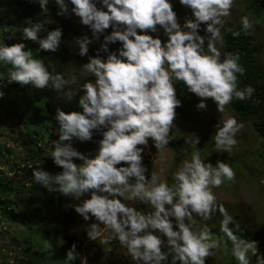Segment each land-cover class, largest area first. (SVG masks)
Wrapping results in <instances>:
<instances>
[{
    "label": "clouds",
    "instance_id": "9594fccd",
    "mask_svg": "<svg viewBox=\"0 0 264 264\" xmlns=\"http://www.w3.org/2000/svg\"><path fill=\"white\" fill-rule=\"evenodd\" d=\"M37 2L42 12L49 11V0ZM233 2L179 0L182 6L191 10V18L181 24L171 0H55L59 9L57 15L70 11L80 18L81 24L91 29L93 38L99 39L109 28L112 31L104 35V42L95 56H87L91 36L76 39L75 34L78 49L72 44L66 46L67 68L71 61L68 48L73 47L77 60L78 50L80 56L88 57L87 63L86 57L83 62H78L85 63L83 69L95 79L79 85V91L83 93L78 99L80 111L65 112L56 108L54 119L59 125L58 139L53 141L50 155L62 171L56 167L57 173L53 175L32 164L26 166L33 170L35 182L48 191L78 200L74 209L70 207L73 213L75 210L85 221L95 219L96 222L87 229L90 239L96 240L102 231H110L127 249L135 264H164L169 256L171 264H205V258L213 254L211 250L220 247L222 238L207 224L201 225L197 217L207 221L217 211L222 216L220 232L231 241L232 256L238 264H250L249 253L256 257L255 264H264V255L258 254V242L234 234L229 225H238L223 204L217 203L212 191L225 180L235 181V172L228 163L217 160L213 165L201 158L199 150L194 151L172 174L171 184L161 180L155 171L146 176L149 168L147 170L142 163L149 138L158 150L169 143L168 133L176 116L175 109L181 104L174 81H182L189 92L200 98L196 105L198 109H206L208 98L216 103L219 112H223L225 105L234 98L251 97L252 86L241 89L237 84V74L244 73L239 54L226 52L221 59V52L216 47V41L223 40L221 29L226 23L223 18L231 14ZM202 24L204 35H200ZM240 24L245 33L254 28L247 15L240 17ZM42 29L41 23L24 27L21 40L38 43V51L56 52L61 44L62 29L55 28L41 37ZM160 30L166 39H161ZM154 33L156 35H152ZM232 35L238 37L240 31H232ZM117 42L119 48L110 51L109 45ZM100 52L107 55L101 56ZM0 64L11 66L7 71L9 84L15 82L37 89L51 86L66 95V100H72L79 92L65 91L67 85L77 84L76 75L65 79L63 73L67 68L53 75L43 60L35 58L23 42L0 43ZM3 96L4 92L0 91V97ZM9 97L13 102L22 99V106L26 108L24 98L14 100L12 95L3 98ZM16 127L13 123H0V144L4 137H12L10 134L15 133ZM242 127L234 116L220 121L212 136L216 148L230 152ZM94 132L102 137L98 148L92 141ZM189 136L195 139L186 142L199 143V137ZM74 139L91 140L96 150L89 155L81 153L73 147ZM7 145L22 155L21 147L16 143L8 140ZM2 155H5L4 151ZM1 160L0 174L5 176L19 173L25 167V164L18 165L12 155L7 163ZM25 188H30L29 182ZM81 197L87 198L81 200ZM11 199L15 201L13 196ZM132 200L150 205L152 211L145 213L126 203ZM10 223L0 216L1 240L10 231ZM7 243L0 244V254L12 250V244ZM74 249L75 245L66 253L70 262L75 257Z\"/></svg>",
    "mask_w": 264,
    "mask_h": 264
},
{
    "label": "trees",
    "instance_id": "16d2710c",
    "mask_svg": "<svg viewBox=\"0 0 264 264\" xmlns=\"http://www.w3.org/2000/svg\"><path fill=\"white\" fill-rule=\"evenodd\" d=\"M47 7L49 11L42 12L37 0H0V43L8 45L19 42L25 43L26 47L33 51V56L42 59L48 71L55 75L56 73H62L67 68L68 52L66 46L72 44L78 49V43L75 40V30L66 19L72 13L69 11L65 15H57L59 9L55 0H49ZM71 7L69 4V9ZM173 10L177 16L183 15L186 19L191 18V10L182 6L179 0H176V3L173 4ZM242 10L247 16L262 17L264 20V0H243ZM33 23L44 25V29L39 33L41 37L46 36L48 31L55 28L62 29L61 44L56 52L38 51V43L31 40H21L23 28ZM232 31H240V35L234 37ZM110 32L111 29L109 28L105 30L104 34L100 35L99 39H95L92 36L89 38L92 43L89 45L87 56L97 55V50L100 49L101 44L104 42V35ZM159 33L162 40L166 39L162 30ZM222 37L223 40L219 49L221 59H223V55L226 52L237 53L240 57L239 63L244 68L243 75L237 74L238 87L243 89L250 85L254 89L250 98L245 100L234 98L225 107L237 120L249 123L260 144L257 149L248 151L247 155L264 158V73L257 60L259 47L251 31L245 33L241 30L240 21L224 30ZM206 45L207 41L205 44V51L207 52ZM119 46V42L110 44L109 50L115 51ZM99 54L101 56L107 55L104 52ZM84 57L86 56L79 55L78 50V60L83 62ZM10 67V65L0 64V91L4 92L3 97L12 95L14 100L18 97L24 98L26 112L22 113L19 111L20 119L16 122L15 132L20 133L19 138L6 136L4 137V142L0 144V160L2 157L1 161L7 163L8 157L12 155L19 163L18 165L25 164V167L19 173L14 172L12 176H6L5 179L2 177L0 181V216L8 221H12L14 218L21 219L20 223L22 225L25 224L27 233L21 238L28 246L22 248L20 257L18 256L20 251H16L18 243L12 245V250L0 254V264H10V261L6 259L7 255H10L9 258L18 264H77L76 249L79 247V243L77 241H69L72 237L70 219L73 212L72 208L67 207L68 197L59 192H50L39 183H36L32 177L33 170L29 169L26 164H32L34 168L40 167L53 175L57 173L56 167L59 172L62 171V168L54 164L50 155L53 141L58 139L57 130L59 125L54 119L56 108L60 107L65 112L80 111L78 99L83 93L79 91L72 100H66L64 98H55L51 86L37 89L31 85H20L15 82L9 84L7 71ZM175 84L176 96L181 101V104L175 109L176 116L168 133L169 143L165 145L174 151L173 168L169 176L170 183L173 182L172 174L185 157L191 155L194 151L199 150L201 152L203 149L208 150V148L215 145L214 141L206 145H193L179 138L177 123L179 121L199 120L204 113L202 109L196 107L199 103V98L191 94L182 81H175ZM27 90L30 92L26 93ZM101 138L98 132H94L92 141L96 148H98V141ZM8 140L21 147V156L18 153L16 154L14 148L7 145ZM28 146L32 148H28ZM2 151H4L5 155H2ZM217 160L224 161L230 166L237 162L236 159H210L212 163H216ZM76 161L81 162L74 160V162ZM143 165L148 170L147 164ZM25 172L27 175L24 174ZM145 175L149 176V171ZM1 176L2 174H0ZM28 182L30 183V188L26 189L25 186ZM11 196L15 198V201H12ZM130 206L145 213L152 211L150 205L144 204L139 200H135ZM231 216L236 225V222L240 221V215ZM219 224L218 221H212L207 225L216 236L222 238L221 241L226 242L227 237L220 232ZM229 227L233 228L234 234L238 237L258 242L259 233L255 228L245 224H238V227L230 224ZM109 243L112 247L121 245L114 236L109 239ZM73 245H75V257L70 262L66 259V253L72 249ZM162 250L166 251L167 249L163 248ZM24 258L27 259L25 260ZM230 260L231 264H235L231 256ZM164 264H171V256ZM205 264L210 263L206 260Z\"/></svg>",
    "mask_w": 264,
    "mask_h": 264
},
{
    "label": "rangeland",
    "instance_id": "374dc122",
    "mask_svg": "<svg viewBox=\"0 0 264 264\" xmlns=\"http://www.w3.org/2000/svg\"><path fill=\"white\" fill-rule=\"evenodd\" d=\"M176 0H171L172 5ZM243 0H234L232 8L230 10L231 14L223 19L226 21L224 28L221 29L222 32L231 26H234L240 21L241 16H245L242 10ZM97 7H100L98 4ZM254 24V28L250 31L254 34L255 41L259 47V52L257 53V60L261 65V70L264 73V20L262 17L248 16ZM178 22L183 24L185 17L183 15L177 16ZM68 21L71 26L75 29L76 39L83 36H92L91 29L80 23V18L74 14L68 16ZM159 29V26H157ZM204 25H201L200 35H204L203 32ZM111 29V28H110ZM112 31V29H111ZM160 36L161 34L158 33ZM152 35H156L155 33ZM162 39V37H161ZM216 47L220 49L221 41H216ZM70 51V63L67 70L63 73L65 79H68L71 75H76L77 84L67 85L65 91L71 90L75 94L79 91V85L83 84L86 80H94L95 78L91 73H88L83 69L82 65L88 62V57L85 58V63H79L76 59V50L73 47H69ZM175 83V81H174ZM54 90V89H53ZM191 93V92H190ZM54 94L58 98H67L61 92L54 90ZM195 95L194 93H191ZM74 96V95H73ZM196 96V95H195ZM199 98V97H198ZM200 102V98H199ZM207 107L203 110V115L199 120L195 121H179L177 123V134L183 141H189L195 139V137H190L189 135L194 134L199 137L200 145H206L209 142L214 141L212 136L215 134L216 125L229 117H233L231 112L224 107L223 112H219L216 103L208 98L206 101ZM26 108L22 106V99L17 102H13L12 98L4 99L0 97V123H13L16 125V121L19 118V111L25 113ZM22 119V117H21ZM237 120V119H236ZM242 123L243 127L236 134L235 139L237 140L236 145L232 148L230 152H225L223 150H218L215 145L208 150L203 149L200 153L201 158L206 162H210V159H226L235 160L231 167L235 172V181L225 180L219 188H213L212 191L217 197V203L223 204L230 215L238 214L240 221L236 222L238 224L249 225L259 233V240L257 243L258 254L264 255V158H260L255 155H247L248 151L255 150L259 147V142L251 130L249 123L246 121H239ZM20 133L10 134L14 138H19ZM7 135V134H6ZM3 136H1L2 138ZM188 143V142H187ZM191 144V143H190ZM73 147L76 148L81 153L86 155L93 154L96 150L93 146L92 141L81 142L75 140L73 142ZM191 155L185 157V159H190ZM184 159V160H185ZM174 151L169 147L164 146L162 149H156L154 147L153 141L149 138L148 146L145 147L143 153V164H147L149 168V176L151 172L155 171L159 174L161 180H167L169 184L170 172L173 168ZM78 164V163H77ZM215 165L216 163H212ZM162 170V171H161ZM5 179L6 176L2 175L0 180ZM87 197H81V200ZM135 200L126 201L130 206ZM78 200L69 197L67 199V206L73 207ZM28 209V208H24ZM73 218L70 222V231L72 232V237L69 241H77L79 247L76 249V259L77 264H135L129 256L127 249L122 245L118 247H112L109 243V239L113 236L110 231H102L101 236L97 237L96 240H92L87 235V229L91 223L96 222L94 218L85 221L81 215L77 212L73 213ZM222 216L219 211L212 214L211 219L207 221L201 220L197 217V221L203 225L208 224L212 221L220 220ZM20 218H14L10 223V231L6 233L5 236L0 239V244L7 241L9 244L13 245L18 243L17 252L20 251L18 256L21 257L22 248L28 246L26 242L21 238L25 236V224L20 223ZM101 229L103 225L101 224ZM60 232V231H59ZM58 233V232H57ZM41 236V234H39ZM7 243V244H8ZM5 244V245H7ZM10 244V246H11ZM7 250V248H5ZM232 243L230 240L221 241L220 247L213 249L212 255L206 257V260L210 264H231L230 256L235 264L238 261L232 256ZM6 252V251H4ZM2 257V256H1ZM7 255L10 264H18L12 261ZM25 260L27 258H24ZM250 264H255V256L249 253Z\"/></svg>",
    "mask_w": 264,
    "mask_h": 264
}]
</instances>
